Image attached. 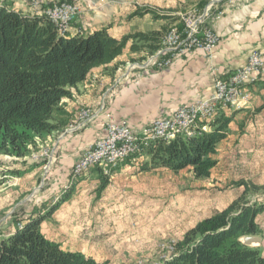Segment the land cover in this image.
I'll return each instance as SVG.
<instances>
[{
	"label": "crops",
	"instance_id": "obj_1",
	"mask_svg": "<svg viewBox=\"0 0 264 264\" xmlns=\"http://www.w3.org/2000/svg\"><path fill=\"white\" fill-rule=\"evenodd\" d=\"M78 1L82 13L73 19L69 35L79 34L80 31L87 34L105 27L110 35L119 38L136 31L160 30L166 25V18L157 19L151 13L130 17L136 5H139L137 0ZM215 2L214 9L221 8V16L211 17L214 14L211 12L212 15L205 21V25L219 36L210 55L203 50L192 49L174 54L171 63L165 67H143L138 62L148 53L145 49L132 51L128 42L114 61L92 68L84 80L69 87V94L61 98L53 112L57 129L35 134L39 142L52 148L56 160L52 162L54 172L50 188L36 196L32 205L35 208L25 209L24 217L33 212L44 214L47 211L53 196L67 182L82 148L104 135L101 123L106 113L115 122L124 121L132 131L139 133L154 119L168 115L179 106L209 97L216 78L228 76L245 63L251 50L258 49L264 56V0H236L232 4L226 0ZM5 4L22 14L34 13L28 0H6ZM246 88L251 93L246 107L219 110L231 120L227 136L216 146L213 169L220 179L231 177L232 171L247 170V178L263 184L264 74ZM82 108L89 109V119L82 126L70 130V124L79 120ZM246 154L250 158L248 164L244 159ZM148 160L149 155L138 154L120 163L107 177L109 183L95 203L87 202V197L96 190L100 178L105 176L101 167L91 168L77 178L74 193L42 219L41 232L63 250L81 252L107 264H129V258L137 250L128 242H122L123 239L118 241V234L111 232L110 224L102 221V212L114 201L116 212L121 213L125 204L122 194L137 192L144 184L142 181L155 178L154 174L164 170H141V165ZM0 165L7 179L15 175L18 181L16 188L7 190L0 187V212L14 202L12 209L6 211V216L23 201L18 198L21 194L27 192L28 196L32 192L33 181L39 173L41 175L42 165L16 160L3 161ZM82 211H85L83 216ZM120 213L115 216L120 217ZM5 216L1 218L2 223L6 224L1 230L3 234L15 229V223L5 219ZM98 222L102 225H98Z\"/></svg>",
	"mask_w": 264,
	"mask_h": 264
},
{
	"label": "trees",
	"instance_id": "obj_2",
	"mask_svg": "<svg viewBox=\"0 0 264 264\" xmlns=\"http://www.w3.org/2000/svg\"><path fill=\"white\" fill-rule=\"evenodd\" d=\"M52 1L43 3L40 12ZM206 2H201V8ZM40 12L22 14L0 6V150L18 157L26 153L35 134L57 129L53 112L61 98L69 94V87L84 80L92 68L114 61L128 42L132 51L154 53L163 34L161 30L136 31L117 38L102 27L87 34L60 35L53 22ZM146 13L168 17L138 5L130 17ZM230 120L218 113L206 131L169 142H151L146 146L149 160L140 169L177 172L189 168L196 178L209 176L216 163V146L227 136ZM4 174L0 171V183ZM104 183L103 178L101 187ZM236 184L246 185L243 192L219 212L187 229L163 264H264L260 248L242 239L259 234L256 217L264 211V201L250 202L245 194L261 187L247 186L244 181ZM71 192L72 188L56 203H50L44 214L37 211L14 220L13 231L3 234L0 230V264H107L81 252L63 250L41 232L42 219Z\"/></svg>",
	"mask_w": 264,
	"mask_h": 264
},
{
	"label": "rangeland",
	"instance_id": "obj_3",
	"mask_svg": "<svg viewBox=\"0 0 264 264\" xmlns=\"http://www.w3.org/2000/svg\"><path fill=\"white\" fill-rule=\"evenodd\" d=\"M69 1L77 4L80 7L79 16L82 13L81 3L78 0H63ZM139 2L138 6H146L158 14L167 15L166 25L160 30L163 32L161 36H164L167 30H172V24L176 26L181 25L182 16L190 12L200 13L203 8L214 0H207L206 4L201 8V2L203 0H137ZM6 2V0H5ZM53 0L51 3H54ZM62 2V1H61ZM49 3V2H48ZM216 3V2H215ZM214 3V4H215ZM214 4L211 6V12L215 13L217 9H214ZM6 5L5 3H0V6ZM29 5V4H28ZM137 6V5H136ZM45 16V13H42ZM153 16V15H152ZM154 17V16H153ZM156 18V17H154ZM55 25L57 33H60V26L58 23L54 22L53 18H48ZM159 19V18H157ZM165 19V18H162ZM73 20L71 21L72 24ZM64 33V34H63ZM81 34V31L78 32ZM68 32H62L60 35H68ZM163 37L160 38L159 48L162 45ZM158 50V49H157ZM156 50V51H157ZM156 51L152 54H146L143 60L139 61V65L143 66L146 61H150V56L154 55ZM149 67V66H146ZM250 93V92H249ZM251 99V93H250ZM249 99V102H250ZM248 102V103H249ZM248 105V104H247ZM246 105V106H247ZM245 106V107H246ZM232 109H241V108H232ZM90 116V111H89ZM103 128V122L101 123ZM196 124V125H195ZM192 126V133L187 135H193L197 132L203 131V126H206V119H199V123H195ZM82 126V125H81ZM129 126V125H128ZM200 127V128H199ZM197 131H196V130ZM200 129V130H199ZM209 129V128H208ZM105 132V129H104ZM105 134V133H104ZM33 136V140L27 144V151L23 156H16L11 154L9 151L0 150V163L3 161H20L25 163H34L39 162L42 165L41 175L35 179L32 185L34 188L32 192L27 196L26 193L21 194L18 198L23 199L19 204L15 205L14 210L5 213L8 209H12L11 203L6 209L0 212V230H4L6 224L2 223L1 218L5 216V219H10L16 224L14 220H20L25 215V209L32 207L35 204L36 196L48 190L51 186L52 176H53V164L56 160L52 148L45 143H41L38 139ZM187 136H178V137H187ZM36 138V139H35ZM37 140V143L34 141ZM172 140V139H171ZM156 140H145L138 144L137 151L133 152L126 158L120 161L124 162L127 158L138 155V154H147L146 146L151 142ZM164 142H169L161 140ZM33 142V144H32ZM36 142V141H35ZM50 152L53 159H50V154H41L42 152ZM36 155V156H35ZM148 155V154H147ZM35 158L33 159V157ZM214 157V156H213ZM246 164H248L249 157L248 154L244 156ZM52 163V164H51ZM116 164L113 167H106L103 174L105 177H101L99 184L96 187V190L87 197V202L92 201L95 203L99 201L102 192L105 191V188L108 185L107 177H110L112 171L118 167L120 164ZM93 168V167H91ZM90 168V169H91ZM81 171L79 173H73L71 171L68 176L67 182L63 185L62 190L55 194L52 198L51 203H56L62 194L72 188L71 195L75 191V184L77 178L85 174L87 171ZM159 169V168H157ZM0 171H3V168L0 165ZM212 168L210 175L207 177H194L193 173L189 168H184L177 172H174L169 169H164L158 174H154L155 178L150 180L142 181L144 184L138 189L137 192L133 193H123L122 201H125L124 208H121V213L116 212L114 207L113 199L109 197V200L113 201L109 204L108 209L103 211V222L110 224L111 232H116L118 235V241L128 242L129 245H132L137 251L135 255L131 256L129 259V264H163L162 262L170 258V254H166L167 248L163 244L174 243L175 250L176 244L180 242L183 238L184 233L190 227L194 226L197 222L203 220L205 217L214 215L215 213L222 210L229 203H231L238 195L243 192V189L246 185L236 184L238 181L246 182L247 186L255 185L261 187L257 192H248L246 193V198L250 202L264 201V182L263 184H257L252 181V179L246 177L245 170L244 172L232 171V176L228 178L220 179V176ZM3 178V184L0 185L1 188L10 190L16 188L18 185L17 176H10V180L7 179L6 175H1ZM104 178V186L101 187L102 179ZM253 182V183H252ZM150 184V185H149ZM148 186L145 189V186ZM242 188V189H241ZM122 193V192H121ZM70 195V196H71ZM27 196V197H26ZM16 198V199H18ZM15 199V200H16ZM18 199V200H19ZM66 201V200H65ZM64 202V201H63ZM107 202V200H106ZM35 207H32L34 209ZM122 214L120 217H116L115 214ZM85 214V211L81 212V216ZM256 222L259 226V236L261 239L259 242H253L250 245L258 246L260 248L261 254L264 253V211L259 213L256 217ZM115 223H118L115 224ZM18 227H21V224L18 222ZM98 225H102L98 222ZM4 226V227H3ZM102 228V226H98ZM110 232V233H111ZM124 238H128L125 240ZM243 239V237H242ZM163 255V256H162Z\"/></svg>",
	"mask_w": 264,
	"mask_h": 264
},
{
	"label": "built area",
	"instance_id": "obj_4",
	"mask_svg": "<svg viewBox=\"0 0 264 264\" xmlns=\"http://www.w3.org/2000/svg\"><path fill=\"white\" fill-rule=\"evenodd\" d=\"M50 1L28 0V4L33 12H40L41 5ZM215 1L220 0L210 2L200 13L190 12L182 16L180 26L172 24L170 36H161L163 37L162 51L150 61H146L144 66L165 67L171 63L174 54H182L192 49H200L210 55L218 43L219 36L210 26L205 25V21L212 15L211 6ZM226 1L232 4L236 0ZM0 3H5V0H0ZM80 11L77 4L62 1L46 5L40 13H45L47 18L59 19L60 33H62L70 31L71 21L77 17ZM221 14L222 9L218 8L211 17L218 18ZM263 74L264 56L260 50L253 49L248 54L245 63L228 76L216 78L213 91L209 97L179 106L168 115L154 119L139 133L132 131L124 121L115 122L111 115L106 113L102 121L105 134L82 148L79 158L73 164V173L86 171L96 166L104 169L109 162L126 158V152L133 151L134 144L145 142V137L171 133L172 131L192 132V126L199 123V119H206V126H203V131L208 130L209 121L219 113V110L244 108L248 104L250 93L246 87L256 83ZM89 117V109L82 108L79 112V120L70 124L69 129L73 130L80 127L85 124ZM41 154H50V159H53L52 154L48 151L39 155ZM163 246L167 248L166 254L175 250V242H168Z\"/></svg>",
	"mask_w": 264,
	"mask_h": 264
},
{
	"label": "bare ground",
	"instance_id": "obj_5",
	"mask_svg": "<svg viewBox=\"0 0 264 264\" xmlns=\"http://www.w3.org/2000/svg\"><path fill=\"white\" fill-rule=\"evenodd\" d=\"M53 19H54L53 21L56 22V23H58L59 26H60V20L59 19H56V18H53ZM171 32H172V30H170V29L167 30L165 32L164 36H170ZM162 44H163V41H162ZM160 51H162V46L157 50V52L155 53V55H157L158 53H160ZM191 133L192 132H190V131H172L171 133L157 134V136L145 137V140H147V141L148 140H165V141H169V140L174 139V138H176L178 136H187V135H189ZM138 147H139L138 144H134L133 145V151L126 152V157L129 156L130 154H132L133 152L137 151ZM123 159L124 158H121L120 160H117V161L109 162L107 167H113L116 164H118V162L120 163V161L123 160ZM79 172H81V171H76L75 173H79Z\"/></svg>",
	"mask_w": 264,
	"mask_h": 264
},
{
	"label": "water",
	"instance_id": "obj_6",
	"mask_svg": "<svg viewBox=\"0 0 264 264\" xmlns=\"http://www.w3.org/2000/svg\"><path fill=\"white\" fill-rule=\"evenodd\" d=\"M260 237L259 236H256V235H248V236H244L243 237V242L245 244H248L250 245L251 243L253 242H259L260 241Z\"/></svg>",
	"mask_w": 264,
	"mask_h": 264
}]
</instances>
